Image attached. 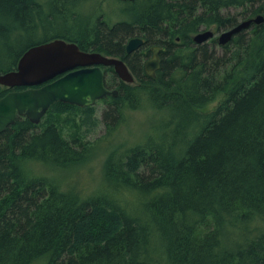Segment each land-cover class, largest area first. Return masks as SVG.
Here are the masks:
<instances>
[{
    "label": "trees",
    "instance_id": "16d2710c",
    "mask_svg": "<svg viewBox=\"0 0 264 264\" xmlns=\"http://www.w3.org/2000/svg\"><path fill=\"white\" fill-rule=\"evenodd\" d=\"M72 1L0 0V73L30 47L68 37L122 58L136 80L107 69L106 85L119 95L101 100L102 119L95 105L57 102L38 124L19 116L0 133V264H264V23L221 52L216 39L194 41L203 26L241 21L231 8L243 19L264 14V0L123 1L126 19L87 23ZM55 19L72 20L75 34L51 30ZM137 36L144 45L128 53ZM153 46L162 47L156 76L144 71ZM14 89L22 88L0 85V97ZM223 94L213 111H199ZM144 106L169 112L165 135L111 151L110 190L83 195L32 169L89 159L100 123L99 139H108ZM234 231L242 241L230 245Z\"/></svg>",
    "mask_w": 264,
    "mask_h": 264
},
{
    "label": "water",
    "instance_id": "95a60500",
    "mask_svg": "<svg viewBox=\"0 0 264 264\" xmlns=\"http://www.w3.org/2000/svg\"><path fill=\"white\" fill-rule=\"evenodd\" d=\"M262 23L264 14L243 19L223 30L217 36V42L226 45L241 31ZM215 36L213 29H206L198 32L194 41L201 44ZM144 42L141 37L131 38L126 45L127 52L139 49ZM161 49V46H153V55L145 62V70L150 76H155L161 67ZM103 65L113 66L118 76L127 83L135 79L122 58L82 50L77 43L63 38L30 47L20 58L16 69L0 73V85L22 88L0 97V133L14 124L19 116L38 124L57 102L85 107L95 105L106 96H118V89H110L106 85Z\"/></svg>",
    "mask_w": 264,
    "mask_h": 264
},
{
    "label": "rangeland",
    "instance_id": "374dc122",
    "mask_svg": "<svg viewBox=\"0 0 264 264\" xmlns=\"http://www.w3.org/2000/svg\"><path fill=\"white\" fill-rule=\"evenodd\" d=\"M48 1V0H46ZM92 7H95V14L98 15L100 13V7L103 6V13L115 22L119 19H126L122 14V10L127 6V3L120 0H89ZM98 5L99 8H98ZM90 7V8H92ZM99 11H98V9ZM240 9L231 8L226 13H230L231 15L237 14L236 18L238 20H242L243 16L240 14ZM114 14H111V13ZM121 13V14H120ZM104 15V16H105ZM114 15V17H112ZM102 19L106 20L104 17ZM117 16V17H116ZM120 16V17H119ZM98 18V17H97ZM64 21L60 23L59 20L55 19L52 30H60L61 33L65 34L64 31ZM206 29H213L216 32V36H218L225 28H217L216 24L211 26H203L200 31ZM42 34V33H41ZM215 36V37H216ZM33 38V37H32ZM221 45H217L216 49L218 51H222ZM226 97V94H223L217 101L209 104L208 106L201 108L199 111L201 112H210L213 111ZM95 107L97 110V116L102 119L103 111L105 108V104L103 101L99 100L95 103ZM170 117L168 111L161 112L155 108L150 106H144L140 109L130 110L128 111L127 119L124 123H122L119 129L116 131L114 135L110 138L99 139L100 137H104L106 133L105 126L100 123L99 127L96 129L95 133H91L88 137L89 140L95 142L98 140V150L95 152L89 159L85 161L72 164L68 167H58L52 168L50 165L46 164H37L34 165V172H39L44 176H48L50 178L56 179L63 184L64 188L73 187L81 192L83 195L92 194L104 187L108 188L110 183H108L105 165L108 155L111 151H113L117 147H122L125 149L127 146H133L137 143L143 142L147 137H154V139L160 140L163 137L164 129L162 128L163 122L166 121ZM169 133V139L172 141L176 135L173 128L167 129ZM111 186V185H110ZM108 188V190H110ZM140 207V206H139ZM245 231L242 232L244 237ZM228 242L231 245L232 241H242L241 235L237 231L234 233L227 234ZM159 255V253H158ZM163 256V255H162ZM156 259L162 260L159 257ZM164 261L166 262V258L164 257ZM159 262V261H158ZM157 262V263H158Z\"/></svg>",
    "mask_w": 264,
    "mask_h": 264
},
{
    "label": "flooded vegetation",
    "instance_id": "af4514ba",
    "mask_svg": "<svg viewBox=\"0 0 264 264\" xmlns=\"http://www.w3.org/2000/svg\"><path fill=\"white\" fill-rule=\"evenodd\" d=\"M99 6L100 5H98V8H99ZM90 7H92L91 6V4H90V2H89V0H73L72 1V7H71V9H73V15H79L80 16V18L83 20V21H86V23L87 22H91L92 20H96L97 19V17H98V20H101L102 18H103V16H104V13L102 12L103 11V6L101 5V7H100V13L98 14V15H96L95 13V7H92V8H90ZM97 8V9H98ZM98 11H99V9H98ZM64 21V20H63ZM63 26H64V31H65V34H68V35H74L75 33H73V27H74V23L72 22V20H69L68 21V24L67 25H65V24H63ZM137 37H139V36H137ZM64 38H66V37H64ZM63 38V39H64ZM67 39H69L68 37H67ZM67 39H65V40H67ZM179 39V38H178ZM67 41H69V42H75V43H77L79 46H80V44L78 43V42H76V41H72V40H67ZM128 43V42H127ZM127 45V44H126ZM81 48V47H80ZM82 49V48H81ZM82 50H84V49H82ZM85 51H95V50H93V49H91V50H85ZM161 51H162V49L160 50V52H159V54H160V56H161ZM96 52H98V51H96ZM152 55H153V53H151V55L146 59V61L150 58V57H152ZM109 56V55H108ZM117 57V56H116ZM120 58V57H119ZM145 61V62H146ZM161 63H162V61H161ZM144 65H145V63H144ZM103 67V70L105 71V78H106V75H107V69H109L110 67L111 68H113V70H112V72L114 73V72H116L115 71V69H114V67L113 66H102ZM160 69V68H159ZM158 69V70H159ZM130 70H131V72H132V69L130 68ZM144 71L146 72V70H145V66H144ZM157 72V71H156ZM147 73V72H146ZM132 74L134 75V77H135V79H134V81L136 80V76H135V74L132 72ZM118 75V74H117ZM148 75V74H147ZM155 76H156V74H155ZM120 78V77H119ZM121 79V78H120ZM122 80V79H121ZM14 90H16V89H14ZM104 99V98H103Z\"/></svg>",
    "mask_w": 264,
    "mask_h": 264
},
{
    "label": "bare ground",
    "instance_id": "6f19581e",
    "mask_svg": "<svg viewBox=\"0 0 264 264\" xmlns=\"http://www.w3.org/2000/svg\"><path fill=\"white\" fill-rule=\"evenodd\" d=\"M258 220H259V219H258ZM261 221H262V220H261ZM254 222H255V223H256V222L258 223V222H260V221H254ZM263 222H264V221H263ZM255 223H254L253 225H255Z\"/></svg>",
    "mask_w": 264,
    "mask_h": 264
}]
</instances>
